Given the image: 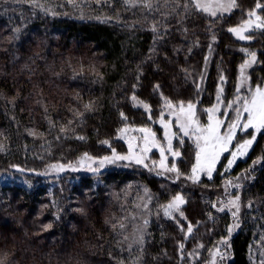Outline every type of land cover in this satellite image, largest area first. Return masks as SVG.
Wrapping results in <instances>:
<instances>
[{"label": "trees", "instance_id": "obj_1", "mask_svg": "<svg viewBox=\"0 0 264 264\" xmlns=\"http://www.w3.org/2000/svg\"><path fill=\"white\" fill-rule=\"evenodd\" d=\"M237 2L230 15L208 18L197 10L186 15L187 0H153L152 11L128 8L125 0H39L48 12L24 0H0V175L19 170L41 181L33 174L77 163L85 153L94 159L112 149L125 154L118 130L152 126L165 110L161 94L173 103L198 102L202 116L221 87L223 101L231 102L247 59L241 49L257 54L251 86L263 84L264 32L240 42L227 29L264 0ZM133 95L150 105L153 120L133 105ZM88 103L92 111L85 110ZM174 147L183 173L175 181L121 163L97 178L66 173L51 189L0 184V264H208L217 248L224 252L219 264H264V133L230 174L223 172L225 158L213 179L199 183L185 179L195 164L194 145L186 139ZM254 161L260 162L253 167ZM237 177L242 186L226 191L225 181ZM176 195L186 200V219L163 215ZM235 195L238 228L231 212L217 210ZM144 217L140 251L136 228Z\"/></svg>", "mask_w": 264, "mask_h": 264}, {"label": "snow or ice", "instance_id": "obj_2", "mask_svg": "<svg viewBox=\"0 0 264 264\" xmlns=\"http://www.w3.org/2000/svg\"><path fill=\"white\" fill-rule=\"evenodd\" d=\"M24 2L29 3L32 7L39 8L42 11H49V9L44 8L43 5L39 3V0H24ZM69 2L71 3L72 0H69ZM105 2L107 3V0H105ZM158 2L159 0H156L157 5ZM125 5L128 8L139 7L148 9L149 11H152L154 8L153 0H125ZM238 7L237 0H187V3L183 5L186 15L191 14L192 10H197L212 18H217L218 16L222 17L224 14H230L232 10ZM254 8L255 10L247 12V18L239 26L229 27L227 29V31L233 34L237 40L250 41L253 38V35H249L250 33L254 34L257 31L264 32V15L259 12V10L264 9V2H257L254 5ZM152 30L154 32L157 31L155 25H153ZM16 32H19V28L16 29ZM213 39H215V37H213ZM241 51L245 53L247 59H245L240 65V82L239 86L236 88L237 95L234 100L225 103L222 99L224 89L223 87L219 88L215 98L216 103L212 107L203 110L207 118L206 124L201 123L197 114L198 102L179 101L173 103L161 94L163 106L168 109V115L172 117V119L166 120L162 111L158 120L154 121L155 123H159L161 129H163V143L161 142V139L157 138V134L152 127H130L125 124V126L118 131L120 133L119 138L125 139L128 144L127 154H119L115 149H112V155L101 158L98 162V167L93 168L92 164L97 163V161L85 153L79 161V165L84 166L85 162H90L87 164L88 170L96 172L99 168H103L105 163L115 164L118 161H126L140 165L150 171L156 170L157 175L174 173L175 181L178 180L183 173H181L175 163L176 158H179L181 153L179 150H174L173 140H176L178 145L182 146L184 143L183 138L188 137L193 141L196 151L195 164L191 167V174L186 176L185 179L190 180L192 183H199L200 178L203 175L211 180L224 153H229L230 155V158L227 159L226 166H224V171L230 172L238 159L247 157L248 152L256 142L257 135L264 132V84L256 85L253 88L250 85V75L248 73V69L257 63V54L248 49H241ZM223 79L224 78L221 77L222 82ZM201 80H203V77H201ZM156 89H159V85L156 86ZM242 90L246 91L248 94L240 95ZM131 100L133 101L134 106L142 107L144 111L148 113V120H153L150 105L142 100H138L135 95L131 97ZM84 108L86 111H92L93 104H85ZM229 112L233 113L232 118H229ZM76 115L82 116L83 113L77 112ZM120 115L123 120L126 121L128 119L124 113H121ZM173 120H175L176 130H173ZM67 130V128H61V132H66ZM249 130H252L249 133V137L245 138L242 136L241 140L236 141L237 132L246 133L249 132ZM129 133H140V135L129 136ZM30 134L35 135V132ZM77 139L84 140V137L78 136ZM233 141H236V146L234 150H231ZM102 143L111 147L107 140L102 141ZM153 149H156L159 152L160 159L159 161L152 159L151 162L148 163L146 161H149V153ZM0 151H3V145H0ZM166 152L173 158V163L171 165L167 163L168 155H166ZM259 162L260 161H254L253 167ZM67 167L74 171L78 170L71 164ZM50 169L51 171L60 172L65 170V166L51 165ZM244 178L248 179L250 177L246 176ZM239 180L240 177H237L236 181L226 180V191L228 188L239 189L242 186L238 182ZM185 203L186 200L183 195L174 196L170 203L163 206V215L169 219H176L178 214L179 217L186 219V217H184V212L182 211V205ZM219 203L221 206L217 210L220 212H224L225 210L231 212L233 218L232 227L238 228L240 226V196L235 195L226 201H220ZM213 207H216V205H213ZM247 207L250 208L251 204H248ZM135 219L136 217H132V220ZM148 223L149 221L145 218L142 220L141 226L136 228L137 235L135 243L140 245V251H142L144 243L143 228L146 227ZM51 227L52 225L48 224L45 230H48ZM124 227L125 224L121 223L120 228L123 229ZM180 230L185 231L183 227H181ZM231 231L232 229H229V234ZM192 233L193 226L189 223L186 228V234L190 236ZM127 239L128 236L125 235L124 240ZM223 243L227 246V240L223 241ZM200 247H203V245ZM179 248L181 252H183V243L179 245ZM127 250H131V245ZM212 255L214 258L219 256L220 259H224V252L220 248L215 249ZM121 264H123L122 261ZM213 264H215L214 259Z\"/></svg>", "mask_w": 264, "mask_h": 264}, {"label": "rangeland", "instance_id": "obj_3", "mask_svg": "<svg viewBox=\"0 0 264 264\" xmlns=\"http://www.w3.org/2000/svg\"><path fill=\"white\" fill-rule=\"evenodd\" d=\"M234 10H235V9H234ZM234 10H232L231 13H232ZM231 13H230V14H231ZM203 14H204V13H203ZM230 14H224L223 16L230 15ZM204 15L207 16L208 18H212V17H209L207 14H204ZM218 17H219V16H218ZM232 35H233V34H232ZM233 36H234V35H233ZM234 38H235V36H234ZM235 39H236V38H235ZM238 41H240V40H238ZM240 42H247V41H240ZM254 66H255V65H253L251 68L248 69V73H249V75H250V71H251V69H252ZM206 67H208V64H207ZM206 69H207V68H206ZM239 82H240V68H239V75H238V81H237V86H236V88L239 86ZM263 84H264V82H263ZM250 85H251V78H250ZM247 94H248V93H247L246 91H243V90H242L241 93H240V95H247ZM236 95H237V93H236ZM234 99H235V98H234ZM234 99H233V100H234ZM163 113H164V116H165V119H166V120H168V119H172V117L168 115V109L165 108V110H164ZM197 114H198V116H199V118H200L201 123H202V124H206V123H207L206 115L202 116V113H199V111H198V107H197ZM221 114H222V113H221ZM228 116H229V118H232L233 113H232V112H229V113H228ZM173 125H174V129H173V130H176V129H175V120H173ZM150 127L153 128V130H154V131L156 132V134H157V138H158V139H161V142L163 143V140H162L163 129H161L159 123H154V124H153L152 126H150ZM156 127H159V128L161 129L162 135L159 136V132L156 130ZM222 131H223V129H222ZM251 131H252V130H249V132H246V133H240V132H237L236 141L241 140L242 136L245 137V138L249 137V133H250ZM262 133H264V132H261L260 134L257 135L256 142L258 141V138H259V136H260ZM128 135H129V136H139L140 133H129ZM183 139H184V140L187 139L190 143H192V144L194 145L193 141L190 140L188 137H184ZM122 140L125 142V145H126V153H125V154H127V152H128V144H127V142H126L125 139H122ZM236 141H233V145H232V149H231V150H234V149H235ZM175 142H176V140H173V148H174V150H176L175 147H174ZM256 142L253 144L251 150H252L253 147L255 146ZM194 147H195V145H194ZM251 150L248 152L246 158L238 159V160H237L236 164L233 166V168L231 169L230 172H225L224 169H223L224 174H230V173L233 171V169L235 168V166L238 164V162L246 160V159L248 158V156H249ZM166 155H168V161H167V163L169 164V162H170V158H172V157H171V155L168 154L167 152H166ZM180 157H181V156H180ZM180 157H179V158H180ZM179 158H176L175 161H177ZM225 158H227V159L230 158L229 153H224V155L221 157V160H220L219 164L217 165L216 171L213 173V178H214V176H215V174H216V172H217V169L219 168L220 164L223 162V160H224ZM152 159H155V160H157V161H159V159H160V157H159V152H158L156 149H153V150L149 153V161H146V162L150 163ZM80 160H81V159H80ZM80 160H79V161H80ZM95 160L97 161V163H93V164H92V167H93V168L98 167V162H99L100 159H95ZM171 160H173V158H172ZM79 161H78L77 163H73V164H71V165H73L74 167H76V168L78 169V170H75V171L72 170L71 168H68V167H67L68 165H64V166H65V170H64V171L55 172V171H51V169L49 168V169H48L46 172H44V173H41V174H40V173L33 174V175H35L36 177H41V179H42L41 181H29V180H27V179L24 177V173H23L22 171L20 172L19 170H17V171H18L17 174H14V175H10V174L0 175V184H3V183L5 184V183H9V182H14V183L17 182V183H19V184H21V185H24V186L30 187V188H32L33 190L38 191V190H40V189H42V188H46V187H47V189H51V187H53V186L56 184L58 177H60V176H62V175H64V174H66V173H76L77 176H78V178H80V176H83V175H94L95 178H97V177L100 175V173H102L103 171L107 170L110 166L118 165V164H121V163L135 164V163H129V162H126V161H118V162L115 163V164H108V163H105V166H104L103 168H99L98 171H96V172H92V171H89L88 168H87V164L90 163V162H85V165H84V166H80V165H79ZM226 162H227V160H226ZM226 162H225V165H224V166H226ZM135 165H136V164H135ZM169 165H170V164H169ZM138 166H140V165H138ZM152 171L156 174V170H152ZM156 175H157V174H156ZM157 176H161V177H165V178L167 177L166 179H169V180H171V181H174V176H175V174H174V173H165L164 175H157ZM78 178H77V179H78ZM203 178H206V177L202 175L201 178H200V180L203 179ZM213 178H212V179H213ZM206 179H207V178H206ZM145 218H146V217H144V219H145ZM213 259H214V261H215V264H219L218 256H216L215 258L212 256L211 259L209 260L208 264H213Z\"/></svg>", "mask_w": 264, "mask_h": 264}]
</instances>
